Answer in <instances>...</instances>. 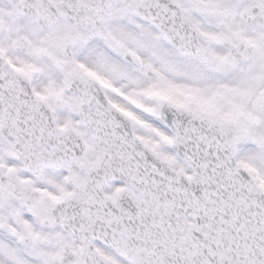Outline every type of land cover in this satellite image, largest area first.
I'll use <instances>...</instances> for the list:
<instances>
[{
  "label": "snow or ice",
  "instance_id": "6c2138e0",
  "mask_svg": "<svg viewBox=\"0 0 264 264\" xmlns=\"http://www.w3.org/2000/svg\"><path fill=\"white\" fill-rule=\"evenodd\" d=\"M0 264H264V0H0Z\"/></svg>",
  "mask_w": 264,
  "mask_h": 264
}]
</instances>
